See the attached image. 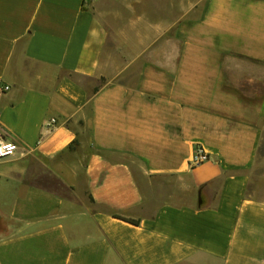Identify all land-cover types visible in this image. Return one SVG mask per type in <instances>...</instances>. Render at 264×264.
Listing matches in <instances>:
<instances>
[{
	"label": "crops",
	"instance_id": "0c3cea01",
	"mask_svg": "<svg viewBox=\"0 0 264 264\" xmlns=\"http://www.w3.org/2000/svg\"><path fill=\"white\" fill-rule=\"evenodd\" d=\"M0 81V264H264V0H0Z\"/></svg>",
	"mask_w": 264,
	"mask_h": 264
},
{
	"label": "built area",
	"instance_id": "2783aa9c",
	"mask_svg": "<svg viewBox=\"0 0 264 264\" xmlns=\"http://www.w3.org/2000/svg\"><path fill=\"white\" fill-rule=\"evenodd\" d=\"M11 89V86L0 81V93H5ZM57 123L56 119H50L47 121L43 129L50 131ZM19 150V144L15 140L8 139L6 133L0 127V160L14 155ZM210 160V155L201 146L196 147L193 155L191 165L198 166Z\"/></svg>",
	"mask_w": 264,
	"mask_h": 264
},
{
	"label": "rangeland",
	"instance_id": "374dc122",
	"mask_svg": "<svg viewBox=\"0 0 264 264\" xmlns=\"http://www.w3.org/2000/svg\"><path fill=\"white\" fill-rule=\"evenodd\" d=\"M259 156L260 157L264 156V139H263V142H262L260 150H259ZM263 173H264V165L263 166H259V168L256 171L257 175L263 174Z\"/></svg>",
	"mask_w": 264,
	"mask_h": 264
},
{
	"label": "trees",
	"instance_id": "16d2710c",
	"mask_svg": "<svg viewBox=\"0 0 264 264\" xmlns=\"http://www.w3.org/2000/svg\"><path fill=\"white\" fill-rule=\"evenodd\" d=\"M135 220H133V222H134ZM136 222V221H135Z\"/></svg>",
	"mask_w": 264,
	"mask_h": 264
}]
</instances>
